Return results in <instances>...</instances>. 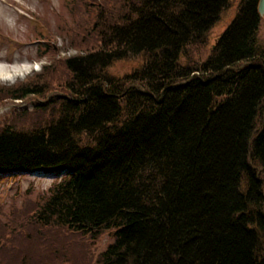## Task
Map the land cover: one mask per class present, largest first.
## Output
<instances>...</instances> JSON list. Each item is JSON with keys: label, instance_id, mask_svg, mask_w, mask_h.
<instances>
[{"label": "trees", "instance_id": "16d2710c", "mask_svg": "<svg viewBox=\"0 0 264 264\" xmlns=\"http://www.w3.org/2000/svg\"><path fill=\"white\" fill-rule=\"evenodd\" d=\"M259 1L241 0L193 67L182 59L230 0H74L91 19L73 34L78 53L58 60L45 42L41 57L52 49V63L0 87V98L43 96L56 63L63 68L65 95L21 120L31 130L18 122L0 130V175H64L24 209L28 224L94 239L114 229L99 264H264ZM141 55L132 73L109 72ZM46 112L51 119L37 123Z\"/></svg>", "mask_w": 264, "mask_h": 264}, {"label": "rangeland", "instance_id": "374dc122", "mask_svg": "<svg viewBox=\"0 0 264 264\" xmlns=\"http://www.w3.org/2000/svg\"><path fill=\"white\" fill-rule=\"evenodd\" d=\"M115 1L116 5L123 2ZM9 2L14 4L15 0ZM73 2L74 0H24L23 6L16 5L13 13L17 17L16 27L0 25V52L6 53L0 59L8 63L25 59L40 61L43 70L44 66L52 63L53 53L50 51L54 46L59 48L55 56L58 60L77 54L78 51L73 46V34L79 33V26L84 20L91 22V19L84 14H77L72 9ZM240 2L241 0H230L228 7L221 12L218 21L208 32L205 43L187 51L182 59L184 65L195 67L211 55L217 41L236 16ZM41 35H46V40H42ZM45 42H49L52 49L41 57ZM258 44L264 46V20L260 25ZM143 64L142 55L130 56L114 62L109 72L113 76L123 77ZM62 69L57 62L56 68L47 77L46 90L51 92L43 96L33 95L23 101L1 97L0 130L16 122L24 129L31 130L32 125L21 120L31 115L40 104L46 105L49 98L65 95L60 87L64 76L60 71ZM36 73L38 72L33 71L24 80H17V83L25 82ZM0 87L9 86L4 84ZM50 114L51 112H46L37 123H47L51 119ZM55 114L53 113L54 116ZM63 176L45 173H11L0 176L1 264H16L19 256H24L23 264H99L102 253L115 240L114 229L106 230L98 239H94L67 228L31 227L28 224L30 220L25 217L24 209L28 204L49 193L50 187L60 182ZM14 211H19V215L13 216Z\"/></svg>", "mask_w": 264, "mask_h": 264}, {"label": "clouds", "instance_id": "9594fccd", "mask_svg": "<svg viewBox=\"0 0 264 264\" xmlns=\"http://www.w3.org/2000/svg\"><path fill=\"white\" fill-rule=\"evenodd\" d=\"M7 5V7H5ZM16 5H24V0H15L10 3L9 0H0V25H6L9 28H15L17 25V17L13 14ZM6 55L0 52V57ZM33 71H42L40 61L16 60L12 63L0 59V85L7 84L11 87L17 83V80H24L30 76Z\"/></svg>", "mask_w": 264, "mask_h": 264}, {"label": "water", "instance_id": "95a60500", "mask_svg": "<svg viewBox=\"0 0 264 264\" xmlns=\"http://www.w3.org/2000/svg\"><path fill=\"white\" fill-rule=\"evenodd\" d=\"M258 11L261 17L264 19V0H260L258 4Z\"/></svg>", "mask_w": 264, "mask_h": 264}]
</instances>
